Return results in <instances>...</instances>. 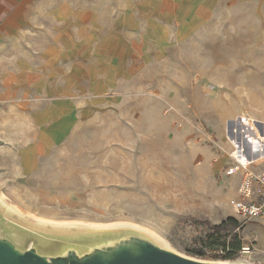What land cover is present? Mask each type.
<instances>
[{"label":"rangeland","instance_id":"374dc122","mask_svg":"<svg viewBox=\"0 0 264 264\" xmlns=\"http://www.w3.org/2000/svg\"><path fill=\"white\" fill-rule=\"evenodd\" d=\"M156 5L64 1L0 50V198L32 222L132 226L205 259L248 244L264 264V218L234 209L240 161L264 169V0Z\"/></svg>","mask_w":264,"mask_h":264},{"label":"water","instance_id":"95a60500","mask_svg":"<svg viewBox=\"0 0 264 264\" xmlns=\"http://www.w3.org/2000/svg\"><path fill=\"white\" fill-rule=\"evenodd\" d=\"M0 264H256L179 252L132 226L71 227L22 218L0 198Z\"/></svg>","mask_w":264,"mask_h":264},{"label":"crops","instance_id":"0c3cea01","mask_svg":"<svg viewBox=\"0 0 264 264\" xmlns=\"http://www.w3.org/2000/svg\"><path fill=\"white\" fill-rule=\"evenodd\" d=\"M64 1L68 0H0V50L15 47L24 48L21 37L29 36L35 18L47 16L48 11L50 15L56 16L59 12H62ZM156 1V7L159 8V1L167 0ZM168 9L166 8V12L161 14L157 11L152 12L150 16V32L155 34L154 48L160 47L159 43L161 40L158 39V34L161 28L166 27L169 31L170 24L174 20V12L170 9L169 12ZM185 16L190 17V12L187 11ZM182 23L188 25L189 21L185 19L184 21L182 20ZM141 48H144V46L140 45L139 49Z\"/></svg>","mask_w":264,"mask_h":264},{"label":"built area","instance_id":"2783aa9c","mask_svg":"<svg viewBox=\"0 0 264 264\" xmlns=\"http://www.w3.org/2000/svg\"><path fill=\"white\" fill-rule=\"evenodd\" d=\"M243 170V177L238 188L239 198L234 204L235 212L243 220L264 218V169L253 171L249 169L246 162L240 161ZM251 252L250 245H242L238 250L233 248H208L204 251L209 259H247Z\"/></svg>","mask_w":264,"mask_h":264},{"label":"trees","instance_id":"16d2710c","mask_svg":"<svg viewBox=\"0 0 264 264\" xmlns=\"http://www.w3.org/2000/svg\"><path fill=\"white\" fill-rule=\"evenodd\" d=\"M229 224L232 225V226H237L238 225V221L235 218H233V217H227L225 220H223L219 224L215 225L214 228L218 229V230L224 229Z\"/></svg>","mask_w":264,"mask_h":264}]
</instances>
